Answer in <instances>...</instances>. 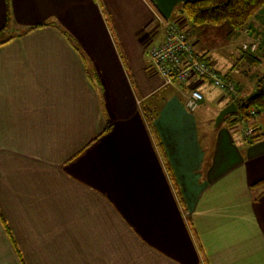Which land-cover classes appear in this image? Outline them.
I'll list each match as a JSON object with an SVG mask.
<instances>
[{
	"label": "crops",
	"instance_id": "crops-1",
	"mask_svg": "<svg viewBox=\"0 0 264 264\" xmlns=\"http://www.w3.org/2000/svg\"><path fill=\"white\" fill-rule=\"evenodd\" d=\"M183 1L0 0V264H264V135L148 55L174 18L201 42Z\"/></svg>",
	"mask_w": 264,
	"mask_h": 264
},
{
	"label": "trees",
	"instance_id": "trees-1",
	"mask_svg": "<svg viewBox=\"0 0 264 264\" xmlns=\"http://www.w3.org/2000/svg\"><path fill=\"white\" fill-rule=\"evenodd\" d=\"M262 9H264V0H186L180 4L178 8V15L183 16L192 25H222L228 23L235 30L242 29L245 32H248L251 28V20L257 13L261 12ZM175 19L176 18H174V20ZM107 21L111 27L109 17L107 18ZM50 23L51 22H46L31 26L27 29V31L37 27L50 25ZM6 27H8V24L0 30V45L12 38V36L4 37L2 35V31ZM246 43L249 46L256 43L257 49L254 51H257L261 45L264 46V38L260 44L257 42ZM242 49L250 56L254 52L250 49V47L248 49H244L243 45ZM258 60V58H254L253 62L257 63ZM223 76L227 79L233 80L230 74ZM234 83L237 90V96L232 97V94L229 93V103L234 102L237 105L238 110L237 112L230 114V116H235L232 122L234 124H241L242 131L245 126L252 128V134L247 137L245 136L249 142H252L258 137L264 135V131L258 133V131L261 130V126H258L259 123L256 121L264 113V73L255 81L256 88L249 96L243 97L240 93V84L236 83V81H234ZM252 110H254V112H252ZM147 117L149 123L153 125V116L148 114ZM257 185H264V178L258 181ZM197 245L201 248L198 240Z\"/></svg>",
	"mask_w": 264,
	"mask_h": 264
},
{
	"label": "built area",
	"instance_id": "built-area-1",
	"mask_svg": "<svg viewBox=\"0 0 264 264\" xmlns=\"http://www.w3.org/2000/svg\"><path fill=\"white\" fill-rule=\"evenodd\" d=\"M252 51L257 49V44L249 46L243 44L244 49ZM148 55L156 72H158L164 85H175L197 79L207 81L220 88L232 97L237 96L233 80L220 74L206 56H199L194 45L189 39V33L177 20H169L165 24L164 39L148 50ZM203 99V93L193 87L187 98V107L195 110ZM254 112V110H252ZM253 130L249 126L243 129L244 136H250Z\"/></svg>",
	"mask_w": 264,
	"mask_h": 264
},
{
	"label": "rangeland",
	"instance_id": "rangeland-1",
	"mask_svg": "<svg viewBox=\"0 0 264 264\" xmlns=\"http://www.w3.org/2000/svg\"><path fill=\"white\" fill-rule=\"evenodd\" d=\"M177 21L184 26L185 22L183 23L181 19ZM252 22H255L254 19H252ZM193 26L195 28H201L198 30L197 38L201 39V42L194 47L197 54L199 56H210L212 64L214 63V67L218 69L222 75L230 74L233 79L243 84V88H241V95L243 97L252 94L256 88L255 81L264 73V46L261 45L260 48L257 51H254L250 56L242 49V41L244 39H251V35L254 34V31L251 32V35H247L244 30H235L228 23L222 25L193 24ZM192 37L194 36L191 35L190 38ZM259 37L257 36L258 39ZM254 58L259 59L257 63L253 62ZM228 101L229 98H226L220 106L225 105ZM199 110L204 113V106H198L197 111ZM229 117L232 116L228 114L224 118V121L226 122Z\"/></svg>",
	"mask_w": 264,
	"mask_h": 264
},
{
	"label": "water",
	"instance_id": "water-1",
	"mask_svg": "<svg viewBox=\"0 0 264 264\" xmlns=\"http://www.w3.org/2000/svg\"><path fill=\"white\" fill-rule=\"evenodd\" d=\"M238 108L234 102L229 103L225 106L216 117V124H220L222 120L228 115L237 112Z\"/></svg>",
	"mask_w": 264,
	"mask_h": 264
}]
</instances>
